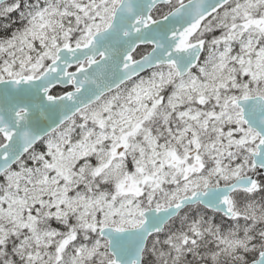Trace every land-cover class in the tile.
I'll return each instance as SVG.
<instances>
[{
	"label": "snow or ice",
	"instance_id": "obj_1",
	"mask_svg": "<svg viewBox=\"0 0 264 264\" xmlns=\"http://www.w3.org/2000/svg\"><path fill=\"white\" fill-rule=\"evenodd\" d=\"M0 264H264V0H0Z\"/></svg>",
	"mask_w": 264,
	"mask_h": 264
}]
</instances>
